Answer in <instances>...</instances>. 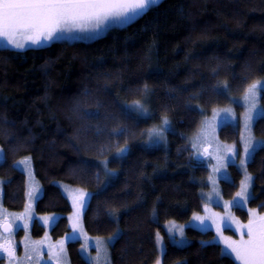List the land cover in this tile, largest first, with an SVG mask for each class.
Returning a JSON list of instances; mask_svg holds the SVG:
<instances>
[{"label":"trees","instance_id":"trees-1","mask_svg":"<svg viewBox=\"0 0 264 264\" xmlns=\"http://www.w3.org/2000/svg\"><path fill=\"white\" fill-rule=\"evenodd\" d=\"M260 79L264 0H163L92 42L0 48L3 203L9 210L24 209L26 176L16 163L30 157L43 189L36 212L61 215L51 230L54 240L71 231L67 215L72 207L60 182L92 193L83 218L91 237L107 238L120 229L121 238L110 247L112 264H155L157 233L166 242L163 264H237L221 256L220 245L202 243L211 241V231L188 228L190 242L179 247L170 242L165 225L186 222L203 210L208 168L194 158L188 137L204 114L226 106ZM137 101H146L149 112H132L129 118L125 113ZM164 119L171 126L166 139L147 144L148 131ZM254 134L264 139V116ZM220 137L238 143V127H223ZM126 147L127 153L117 157ZM105 160L115 173L112 179L104 175ZM248 169L253 175L250 205L264 212V146ZM230 171L233 180L222 187L227 198L242 178L235 165ZM238 213L247 219L244 210ZM44 232L36 222L33 236ZM80 246L69 243L71 264H86Z\"/></svg>","mask_w":264,"mask_h":264},{"label":"rangeland","instance_id":"rangeland-1","mask_svg":"<svg viewBox=\"0 0 264 264\" xmlns=\"http://www.w3.org/2000/svg\"><path fill=\"white\" fill-rule=\"evenodd\" d=\"M163 0H161L162 2ZM131 24V23H130ZM129 25V24H128ZM127 25H124L125 27ZM112 28H122V27H109L106 30L102 29L99 33H71L65 34L61 41L68 42H92L101 37H103L110 29ZM91 36L90 39H79L71 38L73 36ZM55 41V40H54ZM53 41H42L40 45H26L23 49L28 48H38L46 46ZM7 42L0 38V48H5ZM7 49H13L10 45L7 46ZM21 51V50H20ZM264 81V79H260ZM261 95L257 105V111L252 113L253 119L249 121L247 119L248 113V102L244 99L245 93L239 96L231 97L229 104L226 106L216 107L207 114L203 115L200 126L194 134L188 137L190 146L192 147L194 158L198 161L204 162L207 165L208 172L206 178L203 180L204 187L202 188V198H203V210L201 212L195 213L188 221L180 223L177 221H169L165 225L166 232L169 236L170 242L173 240H180L181 235L180 231H183V239L185 241V247L189 244V239L187 237L186 231L188 228H193L202 232L211 231L214 236L211 239L213 243L220 245L224 254L230 256L237 264V261L230 253V250L225 248L223 238H230L232 240H239L241 233L237 228V223L240 225H246L250 218V211L255 210L258 214L264 215V212H260L257 208H254L250 205L251 199L247 202L240 199L237 195L241 192L242 181L246 182V177H251L250 186L248 192L251 197L253 195V175L249 172L248 164L251 159L246 160L245 157V148L247 147L249 151L254 149V153L261 147L264 146V139L257 137L254 134V125L256 121L264 116V106L261 103ZM132 106V105H131ZM131 106L129 108L131 109ZM147 109V106H145ZM149 109V108H148ZM147 109V111H148ZM149 112V111H148ZM147 116V115H142ZM236 126L239 130V142H225L220 137V131L225 126ZM247 125V126H246ZM164 127L163 120L161 124L150 129L147 133L149 142V136L153 129L160 130ZM171 126L168 125V130L163 132V139L159 140L156 144L163 142L166 139V134L170 130ZM1 148V147H0ZM127 148V147H126ZM128 149V148H127ZM254 155V154H253ZM119 157L118 155H116ZM25 157L22 160H25ZM3 160H0V163ZM16 163L17 168H19L26 176V188H27V197L26 204L23 210L13 211L5 207L3 203L4 195V180L0 179V245L4 243H13L15 245L23 243V253L19 254L18 262L16 264H55V253H57L62 245L63 253H61L64 264H70L69 254H68V245L72 242H80V253L81 256L88 263L94 257H96L97 252L95 248V243L97 238L101 241L107 242L110 237H91L85 230L84 227V213L81 216V227L83 228V234L79 231L73 232L72 222L69 217H71L75 211L73 207L72 195L77 192H85L92 195V193L84 188L71 186L65 183H56L64 196L69 200L72 211L67 215L70 233L66 234L63 238L59 240H54L51 236V230L56 222L61 217L60 214H38L36 212L37 201L41 198L43 194V189L40 182L36 179L33 170V162L30 159V167L28 169L24 168L23 164ZM108 161V160H105ZM242 161H246L242 164ZM104 162V161H103ZM102 162V167H103ZM235 165L242 174L239 186L236 189L234 195L231 198H227L223 194V184L224 182H232V174L230 171V166ZM109 167V164H108ZM109 169V168H108ZM111 173H114L109 169ZM109 179V178H108ZM91 198V197H90ZM90 201V199H89ZM88 201V203H89ZM239 210H244L247 213V219L243 220ZM198 217L200 219H198ZM216 217H223L224 219L220 221L217 219V223H213V219ZM47 218V222L45 220ZM39 223L44 227L45 232L41 238H35L33 236V228L35 223ZM4 224H9L12 227V232L9 234H4L2 232V226ZM217 224L220 225V233L217 231ZM169 229L172 231L170 232ZM161 238V244L166 246L165 238L163 235L159 234ZM223 237V238H222ZM35 243L37 248L35 252H30V248L27 247V244ZM173 244V243H172ZM158 245V244H157ZM175 245V244H174ZM178 246V245H176ZM159 255L158 258L161 259L163 264V257L160 256V245H158ZM111 258L110 247L108 249ZM21 256V257H20ZM0 264H9V262H0ZM112 264V262H111Z\"/></svg>","mask_w":264,"mask_h":264},{"label":"snow or ice","instance_id":"snow-or-ice-1","mask_svg":"<svg viewBox=\"0 0 264 264\" xmlns=\"http://www.w3.org/2000/svg\"><path fill=\"white\" fill-rule=\"evenodd\" d=\"M161 0H0V38L7 42L5 49L10 45L13 49L23 50L26 45H40L42 41H54L63 39L65 34L71 33H99L102 29L109 27H123L138 18L144 16L149 11L158 7ZM79 39H90L91 36L71 37ZM235 79V77H234ZM228 86L225 85V88ZM147 91V88H145ZM264 91V81H256L249 85L245 92L244 99L248 102L247 119H253L252 113L257 111V105L261 92ZM145 103L137 101L131 106V111L125 113L126 116L132 118V112L137 115H147ZM164 127L160 130L153 129L149 136L150 144H156L163 139V132L168 130L169 122L163 120ZM247 126V125H246ZM122 135V132H118ZM127 148L119 149L117 155L123 157L127 153ZM254 149L249 151L245 148L246 160L252 158ZM30 157L20 161L25 169L30 167ZM0 160H6V153L0 148ZM246 161H242L244 164ZM108 161L103 162L104 175L106 178L112 179L115 173H111L108 169ZM97 173V178H99ZM251 177H246V182L242 181L241 192L237 195L241 200L247 202L251 199L248 192ZM107 187V185L105 186ZM91 194L85 192H77L72 195L73 207L75 209L73 215L69 217L72 222L73 232L79 231L83 234L81 227V216L88 206ZM155 216V211L153 212ZM112 219L119 222L118 216ZM198 219H200L198 217ZM217 219L222 221L223 217H216L213 223H217ZM47 222V218H45ZM7 228V225H4ZM237 228L241 233L239 240L223 238L225 248L230 250L239 264H264V215L258 214L255 210L250 211V218L246 225L237 223ZM171 232L172 230L169 229ZM217 231L220 233V225L217 224ZM222 236V233H220ZM181 239L173 240L172 243L178 246H184L183 231H180ZM121 238L120 229L117 228L116 233L109 238L107 242L97 238L95 248L97 255L89 264H111L109 247L113 242ZM211 245L213 241H204ZM157 244L160 245V256L167 258L166 246L161 244V238L157 233ZM0 250L7 254L9 264L15 259L14 252L10 247L0 246ZM61 253L63 247L61 245L59 251L55 253V264H64ZM224 255L221 250V256ZM155 264H162L160 258H157Z\"/></svg>","mask_w":264,"mask_h":264},{"label":"flooded vegetation","instance_id":"flooded-vegetation-1","mask_svg":"<svg viewBox=\"0 0 264 264\" xmlns=\"http://www.w3.org/2000/svg\"><path fill=\"white\" fill-rule=\"evenodd\" d=\"M55 41H61V40H55ZM54 42V41H53ZM2 229V228H1ZM41 238V237H40ZM0 246H7V247H10L12 250H13V252H14V256H15V259L13 260V262H12V264H16L17 262H18V258H19V254L21 253V256H22V253L24 252L23 251V248H24V245H23V243H20V244H17V245H15V244H13V243H10V242H8V243H4V244H2V245H0ZM27 247H29L30 248V252H35V251H37L36 250V248H37V244H35V243H29V244H27ZM81 254V253H80ZM20 256V257H21ZM82 257V256H81ZM82 259L84 260V258L82 257ZM70 260V259H69ZM9 262V260H8V257H7V254L4 252V251H2V250H0V262ZM85 261V263L86 264H89L86 260H84ZM70 264H71V261H70Z\"/></svg>","mask_w":264,"mask_h":264},{"label":"water","instance_id":"water-1","mask_svg":"<svg viewBox=\"0 0 264 264\" xmlns=\"http://www.w3.org/2000/svg\"><path fill=\"white\" fill-rule=\"evenodd\" d=\"M4 225H7V228H5L4 227ZM3 226H2V232L4 233V234H9V233H11L12 232V227L9 225V224H4Z\"/></svg>","mask_w":264,"mask_h":264}]
</instances>
